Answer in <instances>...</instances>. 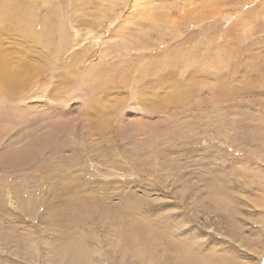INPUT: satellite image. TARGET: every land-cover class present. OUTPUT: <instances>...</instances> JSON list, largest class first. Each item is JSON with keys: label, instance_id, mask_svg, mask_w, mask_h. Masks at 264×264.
<instances>
[{"label": "rangeland", "instance_id": "obj_1", "mask_svg": "<svg viewBox=\"0 0 264 264\" xmlns=\"http://www.w3.org/2000/svg\"><path fill=\"white\" fill-rule=\"evenodd\" d=\"M0 42V264H264V0H0Z\"/></svg>", "mask_w": 264, "mask_h": 264}, {"label": "bare ground", "instance_id": "obj_2", "mask_svg": "<svg viewBox=\"0 0 264 264\" xmlns=\"http://www.w3.org/2000/svg\"><path fill=\"white\" fill-rule=\"evenodd\" d=\"M139 3H140V1H139ZM133 6H134V4H133ZM138 6V5H137ZM249 23V22H248ZM74 41H75V43H73V45H69L70 43H67V45H69L68 47H67V51H69V50H74L75 48L73 47V46H77L76 44H77V42L79 41V35H78V31H77V34H74ZM85 39V38H84ZM84 41V40H83ZM80 43H78V45H79ZM2 45H1V42H0V47H1ZM72 46V47H71ZM2 50V48L0 49V51ZM65 50V49H64ZM66 54V53H65ZM255 64V63H254ZM256 65V64H255ZM260 66V65H259ZM15 70V69H14ZM10 72H12L11 70H10ZM19 74V73H18ZM16 75V74H15ZM15 77V76H14ZM5 78V77H4ZM3 79V78H2ZM11 79V78H10ZM12 80H13V78H12ZM11 80V81H12ZM222 91L223 90H221L220 91V94L222 93ZM225 92V91H224ZM5 93V92H4ZM6 94V93H5ZM2 100V99H1ZM175 103V102H174Z\"/></svg>", "mask_w": 264, "mask_h": 264}]
</instances>
